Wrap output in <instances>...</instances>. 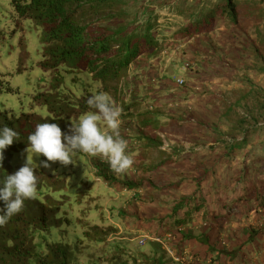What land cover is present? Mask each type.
Masks as SVG:
<instances>
[{"label": "trees", "instance_id": "obj_1", "mask_svg": "<svg viewBox=\"0 0 264 264\" xmlns=\"http://www.w3.org/2000/svg\"><path fill=\"white\" fill-rule=\"evenodd\" d=\"M163 1L170 3L160 10L170 14L176 8L169 7L177 5L179 0ZM183 1L185 7L179 12L183 25L173 34L175 39L189 41L219 27L231 29L236 42L241 37L235 32L240 30V20L252 24L253 36L246 38L249 40L243 45L238 44L243 59L249 60L235 70L236 81L228 93L234 98L233 103L226 101V91L211 94L214 103L208 104L206 116L216 122L212 124L215 130L202 129L205 132L201 136L206 134L207 141L216 144L206 148L192 144L188 152L175 147L166 160L157 165H149L136 156L134 178L123 182L116 180L98 162H93L91 169L105 184L117 183L128 193L134 191L135 200L139 202L144 201L143 192L148 198V192L156 196L164 191L177 192L187 186L190 193L171 201L162 222L146 220L134 210V235L125 232L112 238L119 234L115 227L103 220L102 208H93L100 224H85L83 209L80 210L82 217H75L74 221L73 206H70L74 202L64 194V181L36 171L39 177L36 198L25 201L24 210L0 227V264H223L226 260L236 264L238 250L256 243V232L252 229L245 235L243 242L247 243L235 245L237 229L233 225L236 218L247 219L249 214L264 210V155L251 157L248 165L243 160L239 168L224 178L219 177L218 167L222 162L227 166L230 157L245 148L250 131L244 128L254 130L264 126V0ZM9 5L15 17L30 20L42 30L44 52L40 66L45 72H54L51 85L57 83V87L34 97V101L46 109V119L34 114L14 117L0 112V129L6 125L19 132V138L3 153L0 187L3 178L12 174L10 157L29 147L27 138L35 131L36 124L57 123L62 132L71 135L70 121L76 123L84 113L95 111L86 103L90 96L104 91L114 97L115 85L125 76L128 67L141 56L154 57L161 50L156 41L159 17L149 5L140 4L134 13L127 11L129 4L125 0H9ZM248 61H251L250 65H247ZM188 69L183 70L187 72ZM60 70L75 76L74 80L81 77L91 82L96 85L95 90L92 93L83 90L76 97L71 91L58 88ZM98 84H102V88H98ZM150 86H144L145 89L148 87L149 93L145 108L140 109L136 101L123 105V112H134L138 121L139 130L134 137L138 142L142 141L143 150L147 152L144 156L159 147V139L153 134L176 124L167 117L163 105L155 106L150 102ZM238 109L241 110L235 118L234 112ZM191 110H181L177 123L184 126L195 124ZM224 132L228 135L241 133L243 137L223 139ZM217 143L223 144L220 155L214 150ZM77 155L86 160L84 154L78 152ZM162 169L171 170L173 179L157 187V181L151 176ZM93 185L84 191V195L88 196ZM3 207V201H0V208ZM159 223L160 227L179 235L173 247L167 246L170 238L154 237L145 238L143 245L137 246L136 239L142 231L140 226H147L145 229L150 234L154 230L149 226ZM186 228L192 231L182 233ZM166 247L174 256L167 253Z\"/></svg>", "mask_w": 264, "mask_h": 264}, {"label": "rangeland", "instance_id": "obj_2", "mask_svg": "<svg viewBox=\"0 0 264 264\" xmlns=\"http://www.w3.org/2000/svg\"><path fill=\"white\" fill-rule=\"evenodd\" d=\"M125 1L129 4L127 11L132 13H134L133 11H135V9L139 7L140 4L145 2V0ZM157 1L159 0H147V4L151 6L152 10H154L156 14H158L157 16L159 18V12L164 15L161 16L160 20L169 18L171 19V24L173 25H175L176 22L180 21L179 12H183V9L185 7L183 0H179L176 3L177 5L169 7L176 8L172 10L170 14L166 11L160 10L161 8H163V6H167L170 2L168 3L166 1H159L157 3ZM133 2L134 5L131 6ZM240 21L242 22L240 30L235 32L238 36L241 37H238L236 42L237 44L243 45V43L247 42L250 39V36H253V32L252 24L250 25L249 23L250 21L244 19H241ZM244 32L246 33V35H244ZM246 38L249 39L246 40ZM162 45L163 44L161 43L160 48L163 50H166L168 47H170V52L172 51L178 60H180L181 56L188 54L185 47L180 48L179 45L176 43H173V46L168 45L164 48ZM43 52L44 46L42 44V30L39 27L34 26L30 20L19 19L15 17L9 5V0H0V112H5L14 117H20L23 114H34L35 116L40 117L42 119L47 118L46 109L43 106L37 104V102L34 101V97L48 92L49 90H51L52 87L53 89L56 88L57 83L51 85L55 75L54 72H45L40 66L43 60ZM247 60L245 59L244 61ZM179 62L182 63L183 61ZM188 66L190 70L188 69L186 73L189 72L191 74H195V70L192 65L189 64ZM150 71H153V69H150ZM136 74L138 76H135V72L134 75L132 74V77H136L134 79L135 86L134 80L132 79L126 86L128 90H132L134 95L139 98L138 100L140 101V109H143L149 103L148 87L147 89H145L146 87L144 86H149L150 84H152V82L149 81H151V78H153V74L147 70H138L136 71ZM58 78L60 79V85L58 86V88L62 90L71 91L76 97H79L83 90L92 93L96 87V85H93L91 82H88L81 77H76V79L74 80L75 76L66 74L62 70L59 71ZM81 85H84V87L82 88ZM239 85L236 84V86ZM229 88L224 93L225 99H227V102L233 103L234 98L230 97V95L228 94L231 92ZM215 91L219 90L205 88L204 91H198V94L201 97H204L205 103L202 105V107H206V105H208L209 103H214L212 102L214 98H211L209 96H211V94H213V92ZM221 92L223 91L220 90V94H223ZM190 97L191 95L186 91H183V95L179 97L176 96V98H178L179 100L183 99L184 101L189 102L191 104V114H193V119L196 120L195 124H193L192 126L188 124L184 126L179 123L175 125L171 124L166 127L164 132H167L172 137H174L177 144H188L189 146H191V148L193 146L192 144L199 145L202 148L212 146L210 144L216 143L207 141L209 138L206 134H204L203 136H201V134L199 136L198 134L199 140L196 138L195 140H193L189 132L183 134V132H186L190 128L191 130L200 129V127L204 126L203 120H206L205 118L200 119L194 117L195 111L193 110V107L195 105H199L200 103L197 99V103L194 104V98ZM216 103L217 101L215 102V105ZM168 104L169 103H166V106ZM167 108L170 109L168 106ZM239 110L241 109H238L236 112H234L235 118L239 116ZM246 111H249L248 108ZM172 113H176V111H173L170 114L172 115ZM130 119L131 118H128V115H126L123 120L124 123H122V125L120 126L121 128L127 129L128 131V133L123 136V138L127 141L130 140V136L133 134L131 133V131L129 132V130L132 129L133 126L130 122H128L130 121ZM136 121L137 120L134 119V123H136ZM134 129H137V126L134 125ZM244 130L250 131L247 134L248 137L246 139L247 141L245 148L235 153L234 156L230 157L229 160L231 162L226 163L227 166L223 164L224 162H222L221 166L218 167V170H220L218 174L219 177L224 178L229 176L233 170L239 168V164H241L243 160L246 162V165H248L252 159L251 157H263L264 126L260 129L254 130H251L246 127L244 128ZM223 134V139H240L243 137L241 133H236L235 135H228V132H224ZM137 139V137H134V143L138 142ZM222 145V143H217V149H214L216 154L218 152V155L221 154L220 151L222 149ZM25 150L26 149L14 153L10 157L9 168L12 174H14L20 167L24 165L28 156V153ZM133 154L135 162L136 156H139L141 159L147 160L146 163L149 165H157L158 162H163L164 160H166L165 158H167L158 150H152L150 153L148 152L147 156H144L145 154H147V152L143 150V147L141 148V142L139 144L137 143V145L134 146ZM83 157L80 155H76L74 159V165L70 164L68 166H62L59 162H49L51 165L50 168L46 169L43 167H38L36 171L42 172L43 174L53 178L59 177L64 181V194L70 199V201L74 202L70 205L73 206L71 214L72 219L74 221L75 217H82V212L80 213V210L83 209L85 217L82 218L85 219V224H100L98 221V217H96V213H94L93 211V208H102L104 216L103 220L105 221V223H109L118 231L119 235H113L112 238H118L125 232L134 235V222L132 221V218H134V210H136L137 214H139L142 218H145L146 220H160L162 222V217L167 214L171 201L177 199L180 195H187L190 193V188L187 186L182 187L177 192L167 193L164 191L160 192L156 196H152V193L148 192V198L145 197V193L143 192V194H141V197H144V201H136L135 197H133L131 193H123L124 196L119 193L118 191L121 188L117 183H110L109 185L106 183V185H104V182L101 178L100 181L102 183L97 182V180L95 181L97 177H95L96 174L93 172V169H91V167L92 163L99 158L94 157L92 160L91 157V160H85V158ZM33 160L39 165L40 162L45 161L46 158L43 155H40L39 157L33 156ZM110 172V174L115 177L116 180L123 182L124 180L134 178V164L126 174L117 175L112 170ZM69 177H71L70 181H68ZM151 178L157 181L159 185L157 187H162L165 185V183L173 179V173L171 170L162 169L161 171L153 172ZM92 184L94 185L89 191L90 193L88 194V196L86 194L84 195V191L87 190V188L90 187ZM116 197H118L119 199H116ZM120 216H122V218H120ZM159 225L160 223L158 225H153L154 227L149 226L150 230H154V233L150 234H147L149 233V231L145 229L147 226L141 225L140 227H142V231L138 233L139 237L136 239V245L142 246L146 240L145 238L148 237L150 239V237H154L163 238L166 240H169L170 238V243L167 246L173 247V244L175 240H177L176 238H178L179 235H175L174 233L167 231L168 229H165L166 227H160ZM157 226L162 229H160V232L156 230L158 228ZM233 227L237 229L235 233V245L247 243L243 242L245 241V235L247 234V231L249 232L252 229L256 232L254 238L255 240H257L256 243H252L249 246L247 244V246H245L243 249L238 250V252L240 251V254L238 255V260L236 261V264H264V210H261L257 213L249 214L247 219L236 218V224H234ZM186 231L190 233L192 230L191 228H186L183 229L181 232L183 233ZM140 242L143 243L141 244ZM231 262L234 264L233 261L228 260H226V262H223V264H232Z\"/></svg>", "mask_w": 264, "mask_h": 264}, {"label": "clouds", "instance_id": "obj_3", "mask_svg": "<svg viewBox=\"0 0 264 264\" xmlns=\"http://www.w3.org/2000/svg\"><path fill=\"white\" fill-rule=\"evenodd\" d=\"M132 65L128 67L125 76L119 79V81L124 79L122 88L124 94L118 96V82L114 88V97L104 91H98L90 96L86 103L89 108L95 109V111L84 113L76 123L70 121L69 132L71 135L62 132L57 123L44 122L35 125V131L27 138L29 147L25 151L28 156L24 165L14 174L6 175L3 178L2 187H0V201H3L4 207L0 208V213H2L0 214V227H4L14 215L24 210L25 201L36 198L39 183L36 169L38 167L50 168L49 162H59L62 166L74 165V159L80 152L85 155L87 160H91V157L92 160L94 157H98L99 159H96L95 163L101 164V160L106 161L110 166L108 171L112 170L117 175L126 174L132 168L135 160L132 155L128 154V141L123 138L128 131L120 127L124 123V117L128 115V118H131L128 122L137 126V129L130 130H134V133L139 130L138 121L134 123V119H136L134 112L130 110L123 112V105L133 104L135 101L140 102L138 99L135 100L133 91L128 90L126 86L131 79L134 80L135 76H138ZM188 65L185 63L182 68L186 69L189 67ZM184 66L187 67L184 68ZM151 67V65L146 67L150 73ZM130 70L133 75L135 72L134 77ZM177 79L184 81V85L181 87L175 83L177 88H184L186 84L184 78H174L173 82ZM97 87L102 88V84H98ZM18 138V131L6 125L0 129V167L4 160L5 149ZM40 155H43L46 160L41 161L38 165L33 160V156L39 157ZM70 180L71 177L68 178V181Z\"/></svg>", "mask_w": 264, "mask_h": 264}, {"label": "crops", "instance_id": "obj_4", "mask_svg": "<svg viewBox=\"0 0 264 264\" xmlns=\"http://www.w3.org/2000/svg\"><path fill=\"white\" fill-rule=\"evenodd\" d=\"M142 5H148L146 0L142 3ZM160 15L164 16L161 13ZM160 18H158V26L156 27V41L159 47L161 43L163 44V48L168 45L173 46V43H176L180 48L185 47L188 54L181 56L180 60H178L173 52H170V47H168L166 50L161 49L158 51V54L154 57H148L147 55L141 56L135 63H133L132 66L135 72L138 70L145 71L147 65L152 66L151 68L153 71H151V73L153 74V78H151L150 81L152 82L150 86V89L152 90L150 94V102L154 103L155 106L163 105L167 117L172 118L176 124H178L177 121L181 117V110L185 109L186 104L191 105L189 102H186L183 99L179 100L176 98V96L179 97L183 95V91H186L191 95L192 98H194V104L197 103V99L200 103L199 105H195L193 107V110L195 111L194 117L207 119L206 114L208 115L209 106L206 105V107H202V105L205 103L204 97H201L198 94V91H204V89L207 88L213 90L217 89L224 92L228 90L229 87L234 86L233 84L236 81L235 70L240 68L242 63H245V61H242L244 60V57L241 56L243 55L242 51L240 50L241 46H239L232 38V35L234 34L231 29L219 27H215L207 35L202 34L200 36H195L191 39L192 41H188V39H175L173 34L180 30L183 25L181 19L180 21L176 22L175 25H173L171 24V19L165 18L160 20ZM179 61L183 62L181 63ZM187 62L192 65L195 70V74H191L189 72L186 73V71L183 70L182 66ZM247 65H250L249 61ZM174 78H184L186 82V88L184 87L183 90L177 88L175 82H173ZM158 96L161 97L156 99L155 97ZM209 97L214 98V96ZM212 102H214V100H212ZM166 103H169L167 106L170 109L167 108ZM173 111H176V113H172L171 115L170 113ZM205 123L206 124L202 126L201 129H189L186 132H183V134L189 132L192 139L195 140V138H199L198 134L200 136V134L204 133L203 130H215V127H213L212 124L216 122L207 119ZM132 128L134 129V126H132ZM130 131L133 134L130 136V140L128 141V154L134 157V145L132 143H134V136L136 133L134 134V130H129V132ZM140 142L142 148L143 143L142 141ZM140 142H138V144ZM156 150L159 151L158 148ZM161 153L164 156L169 155L163 152ZM142 160L139 162L141 163ZM143 161L147 162V160ZM123 190L120 189L118 192L124 196L123 193L127 194V192ZM140 192L141 191H138V193ZM129 193H131V195L134 197V191ZM116 199L119 198L116 197Z\"/></svg>", "mask_w": 264, "mask_h": 264}, {"label": "built area", "instance_id": "obj_5", "mask_svg": "<svg viewBox=\"0 0 264 264\" xmlns=\"http://www.w3.org/2000/svg\"><path fill=\"white\" fill-rule=\"evenodd\" d=\"M187 66H184V68H186ZM123 82H124V79H121L119 81V84H118V96L120 94H124V90L122 89L123 88ZM176 85L178 87H181L184 85V81L181 80V79H177L175 81ZM121 96V95H120ZM185 109L186 110H190L191 109V106L188 104L185 105ZM243 115V113H241ZM155 137H157L159 139V151L163 152V153H166V154H169L172 152V150L175 148V147H182L183 148V152H188L190 149H191V146H189L188 144H177L176 140L174 139V137H172L169 133L167 132H164V131H159V132H156L155 133ZM129 144V143H128ZM134 146L137 145V143H133ZM101 166H104V168L106 170H110V166L109 164L106 162V161H103L101 160L100 162ZM94 172L96 173V171L94 170ZM97 180V182H101L99 178H96L95 181ZM158 241V239L156 240ZM141 244L143 242H140ZM167 248V247H166ZM168 249V248H167ZM167 253L170 255V256H173V252L168 249Z\"/></svg>", "mask_w": 264, "mask_h": 264}]
</instances>
